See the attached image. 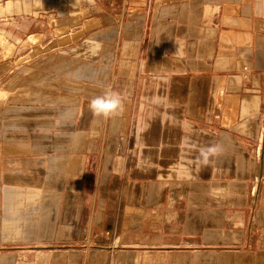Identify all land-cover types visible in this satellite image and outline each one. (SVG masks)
I'll return each mask as SVG.
<instances>
[{
    "label": "crops",
    "instance_id": "crops-1",
    "mask_svg": "<svg viewBox=\"0 0 264 264\" xmlns=\"http://www.w3.org/2000/svg\"><path fill=\"white\" fill-rule=\"evenodd\" d=\"M29 6L43 40L0 63V264H264V0Z\"/></svg>",
    "mask_w": 264,
    "mask_h": 264
},
{
    "label": "rangeland",
    "instance_id": "rangeland-1",
    "mask_svg": "<svg viewBox=\"0 0 264 264\" xmlns=\"http://www.w3.org/2000/svg\"><path fill=\"white\" fill-rule=\"evenodd\" d=\"M31 1L0 0V63L4 64V71H8L13 61L28 60L29 47L43 40V35L34 42L30 37V24L34 19V16L30 14L32 11H30L29 2ZM39 11L42 10L36 6L37 14H46Z\"/></svg>",
    "mask_w": 264,
    "mask_h": 264
},
{
    "label": "clouds",
    "instance_id": "clouds-1",
    "mask_svg": "<svg viewBox=\"0 0 264 264\" xmlns=\"http://www.w3.org/2000/svg\"><path fill=\"white\" fill-rule=\"evenodd\" d=\"M89 110L94 117L109 119L118 116L124 111V96L122 93L107 87L102 94L93 97L89 102ZM219 152L218 146L201 149L200 156L203 163H208L209 157Z\"/></svg>",
    "mask_w": 264,
    "mask_h": 264
}]
</instances>
